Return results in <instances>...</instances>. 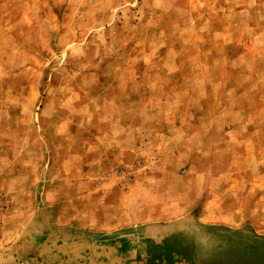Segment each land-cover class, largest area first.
Returning a JSON list of instances; mask_svg holds the SVG:
<instances>
[{
  "label": "rangeland",
  "instance_id": "obj_1",
  "mask_svg": "<svg viewBox=\"0 0 264 264\" xmlns=\"http://www.w3.org/2000/svg\"><path fill=\"white\" fill-rule=\"evenodd\" d=\"M172 221L264 234V0H0V264H140Z\"/></svg>",
  "mask_w": 264,
  "mask_h": 264
},
{
  "label": "crops",
  "instance_id": "obj_2",
  "mask_svg": "<svg viewBox=\"0 0 264 264\" xmlns=\"http://www.w3.org/2000/svg\"><path fill=\"white\" fill-rule=\"evenodd\" d=\"M127 131L122 128L120 132L106 136L112 134L108 130L96 137L95 144L100 146L115 143L119 147L118 153L123 154L128 149L132 135ZM156 144V141L147 142L145 149L156 147ZM162 179L164 178H154L152 181L161 182ZM195 181V179H187L191 186ZM173 182L172 185L176 187L179 185L177 179ZM228 182L230 181L224 184L227 185ZM216 185H219L217 181L211 187L214 188ZM176 187L171 188L169 192L171 197L181 196ZM204 192L211 196L210 190ZM149 195L156 198L152 199L155 202L160 194L149 192ZM178 222L177 224L174 221L167 224L151 223L128 229L123 233L122 242L129 241L130 234H138L141 246L139 257L143 261L140 264H264V234L251 228L227 225L222 221V225L203 226L178 225ZM179 235L183 237L180 241H178ZM159 251L163 252L159 253ZM79 257L76 251L75 264H80Z\"/></svg>",
  "mask_w": 264,
  "mask_h": 264
},
{
  "label": "bare ground",
  "instance_id": "obj_3",
  "mask_svg": "<svg viewBox=\"0 0 264 264\" xmlns=\"http://www.w3.org/2000/svg\"><path fill=\"white\" fill-rule=\"evenodd\" d=\"M162 236V235H161ZM161 252H163V251H159V253H161ZM170 257H171V255H170Z\"/></svg>",
  "mask_w": 264,
  "mask_h": 264
}]
</instances>
